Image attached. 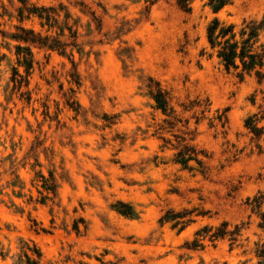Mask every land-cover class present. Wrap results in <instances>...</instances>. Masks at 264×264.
I'll return each instance as SVG.
<instances>
[{"label":"rangeland","instance_id":"obj_1","mask_svg":"<svg viewBox=\"0 0 264 264\" xmlns=\"http://www.w3.org/2000/svg\"><path fill=\"white\" fill-rule=\"evenodd\" d=\"M28 1L62 11L48 32L38 18L21 22L19 0H0V264H16L23 242L41 250V264H259L264 230L248 201L264 193V137L246 121L257 115L264 127V82L210 57L207 28L260 20L264 0L218 13L209 0H191L189 13L177 0ZM65 23L78 47L33 48L20 87L16 27L70 44ZM156 84L181 123L157 108ZM183 138L203 166L176 162ZM129 207L132 217L121 213ZM168 212L185 216L183 230L161 222ZM225 223L241 227L236 243L193 247L199 230Z\"/></svg>","mask_w":264,"mask_h":264},{"label":"trees","instance_id":"obj_2","mask_svg":"<svg viewBox=\"0 0 264 264\" xmlns=\"http://www.w3.org/2000/svg\"><path fill=\"white\" fill-rule=\"evenodd\" d=\"M159 0H149L151 6L155 5ZM21 8L19 9V17L21 22L29 20L33 17L41 21L42 28L47 27L48 32L55 29L59 23L60 11L54 7H39L31 4L28 0H19ZM232 0H209L211 9L218 13L226 6L231 5ZM178 7L184 12H191V0H177ZM67 20L70 16H66ZM65 28L61 29V33L65 29L71 33L70 39L72 42L67 44L62 42L59 37L53 35H43L37 33L33 29H27L23 26L16 27V33L11 35V39L18 43L16 46L19 66L25 68L26 75L20 74L18 69H14L15 83H19L20 87L25 84L26 87L30 84V76L34 68L33 48L46 50L49 52H59L66 54L68 48H77L76 44L77 33H73V28L65 23ZM4 38L5 34H2ZM207 41L211 50L210 57L214 55L218 58L220 64L227 72H235L238 77L243 80L246 76L255 75L260 83L264 82V15L260 20L245 21L240 27L235 24L222 22L215 18L207 28ZM5 58V56H3ZM0 62L2 56L0 55ZM149 92L155 100L157 108L163 112L165 116L172 120H181L176 118V112L171 106V98L159 85L149 86ZM257 115L249 117L246 121V127L251 131L256 140H261L264 137V127L259 128L256 124ZM257 119V120H256ZM261 120H264V111L262 112ZM188 125V123H186ZM194 139L183 138L178 146L176 154V162L182 165H187L192 161H196L200 166H203L202 152L196 147L190 145ZM41 177L42 188L45 192H54L53 180ZM47 197H43V202ZM254 213H256L261 221L259 227L264 230V212L261 211L264 205V193H259L253 200L248 201ZM127 211H121L125 216H134L131 207ZM185 216L168 212L162 219V223L177 222L176 226L182 225V230L186 223L183 221ZM228 224H223L221 228H204L197 232V239L193 242L194 248H200L201 242L209 238L212 242L218 239L230 238L232 244L237 242L240 235L241 227L237 226L234 231L227 230ZM214 231V232H213ZM256 256L259 259V264H264V242L257 246ZM41 250L32 243L23 242L21 255L18 257L16 264H41Z\"/></svg>","mask_w":264,"mask_h":264}]
</instances>
